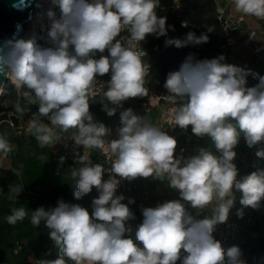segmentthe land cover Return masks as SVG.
<instances>
[{
  "label": "clouds",
  "instance_id": "obj_1",
  "mask_svg": "<svg viewBox=\"0 0 264 264\" xmlns=\"http://www.w3.org/2000/svg\"><path fill=\"white\" fill-rule=\"evenodd\" d=\"M233 4L239 13L264 19V0ZM23 6L25 0L16 5ZM58 7L59 14L49 10L42 24L43 44L15 36L0 42V77L13 85L18 97L14 109L20 117L28 111L21 99L38 105L28 127L41 148L61 140L57 129L76 130L71 140L83 153H76L81 166L71 170L74 197L79 200L93 188L99 195L91 213L63 199L55 207L31 211L30 223L38 227L43 222L62 254L36 264H67L65 258L73 264H247L239 246L225 249L214 232L227 222L237 192L243 207L258 209L264 201V169L238 178L234 163L241 136L249 148L264 145V76L254 74L258 83L247 86L251 70L224 63L223 55L204 60L189 55L179 70L168 73L164 88L177 104L175 125L209 138L216 152L201 147L188 158L177 157V140L131 108L120 113L118 138L106 141L109 129L93 121L90 104L99 102L113 116L122 102L148 94L146 52L132 42L167 36L166 17L156 11L160 0H58ZM125 30L128 39L121 36ZM208 40L207 34L197 37L189 32L184 40L166 39L165 45L181 48ZM106 74L107 81L98 79ZM9 103L4 101L5 106ZM93 148L111 155L109 169L92 164ZM13 150L10 140L0 135V154L7 157ZM255 155L264 159V146ZM105 171L110 173L107 180ZM149 177L167 181L179 199L141 207L143 219L135 232L140 247L126 235L132 231L127 222L136 219L129 207L135 200L124 203L125 197L116 193L121 180ZM22 191L19 186L10 188V198L18 199ZM237 214L242 217V209ZM28 215L23 206L14 207L6 220L15 225Z\"/></svg>",
  "mask_w": 264,
  "mask_h": 264
},
{
  "label": "trees",
  "instance_id": "obj_2",
  "mask_svg": "<svg viewBox=\"0 0 264 264\" xmlns=\"http://www.w3.org/2000/svg\"><path fill=\"white\" fill-rule=\"evenodd\" d=\"M49 10L59 14L58 1L50 6L47 13ZM218 10L219 6L214 3V0H178L177 10L173 8V0H160V7L156 11L158 16L166 17L167 36L157 38L155 35H149L143 42L148 50L155 46L158 48L157 51L150 53L148 62L147 79L148 86L152 90H166L164 83L168 73L179 70L189 55H192L195 60L215 57L226 38L217 20ZM47 13L43 22L34 25L31 40L37 44L44 43L41 39L45 35L42 31V24L47 22ZM181 23H187V27H181ZM209 27L213 28V31L209 32ZM189 32L197 37L207 34L209 40L207 43L189 44L181 48L165 45L166 39L184 40ZM107 54L105 51L103 55ZM99 55L98 53L97 58ZM98 79L107 81V74ZM6 91V94L0 96V135H5L10 140L14 145V150L7 157L4 156L9 161V167L0 168V264H36L37 260L52 261L58 258L59 249L50 239V230L44 226L43 222L38 227L30 223L31 211L41 206L46 209L55 207L57 201L63 199L69 204H79L91 213L92 201L98 198L99 193L93 188L83 198L76 199L74 197L76 185L71 177V170L81 166L78 160H68L54 146L41 148L32 132L28 135L15 133L14 128L20 124L21 120H29L31 114L38 110V105L29 104L27 100L21 99L22 106L28 111L20 117L14 109L18 97L13 85L6 86ZM100 98L96 96L97 101ZM5 100L11 103L5 106ZM90 114L94 122L103 123L109 130L117 122V111L115 115L108 116L99 102L90 104ZM43 122L49 123L46 119H43ZM75 131V129H70L66 134L70 135ZM61 157L64 158L63 161ZM91 161L93 165L97 164L96 155L92 151ZM104 179L106 180L105 176ZM16 186L22 187L23 191L18 199L14 200L10 198V195H14L10 193V188ZM123 202L127 203L128 199ZM21 206L28 211V217L23 221H18L15 225L8 224L6 217L11 214L12 208ZM142 206L136 201L129 205L136 219L127 222L132 231L126 233L140 247L142 245L135 240V232L143 219ZM206 214L211 215V212H206ZM259 217L260 222L254 228L258 232L255 241L249 238L250 230L253 228L243 224V217L239 216L236 217V223L241 228L239 235L244 238V244H239L236 240L231 245H222L225 249L233 245L239 246L243 253L242 258L247 261V264H253L252 256L255 257L257 264H264V214H260ZM65 259L67 264H70L69 260ZM177 264L181 262L178 261Z\"/></svg>",
  "mask_w": 264,
  "mask_h": 264
},
{
  "label": "built area",
  "instance_id": "obj_3",
  "mask_svg": "<svg viewBox=\"0 0 264 264\" xmlns=\"http://www.w3.org/2000/svg\"><path fill=\"white\" fill-rule=\"evenodd\" d=\"M214 3L219 6L217 20L220 23L223 32L226 34L225 41L219 47L218 53L214 58L221 55L224 56L227 51L232 50L239 45L249 49L252 56L259 61L261 65L260 68L243 66L241 62L233 56V54H229L227 58L229 60V64L251 70V74H249L246 78L247 86H254L258 83V78L254 74L264 76V19H258L251 16L260 26V29H254L248 25H243L245 23L244 18L241 16H235L232 12H230L228 5H221V0H214ZM173 8L174 10L178 9V0H173ZM180 25L181 27H185L184 23H181ZM121 36L128 39L130 34L125 30L121 33ZM143 42L137 44L133 41L132 43L138 50L142 47V49L146 52L144 62L145 64H148L150 53L157 51L158 48L155 46L151 50H148L144 47ZM147 76L145 78V87L148 89V94L144 97L129 98L128 100L122 102L123 106L117 109V122L111 127L109 130L110 134L105 137V140L111 141L118 138V129L122 127L120 122V113L127 109L129 103L133 101L135 103L133 109L135 114L145 117L154 126L160 127L177 140V148L175 152L177 157L182 156L184 158H188L195 155L197 150L201 147L208 148L209 150L216 152L215 147L209 138H198L191 133L190 127L187 130H184L175 125L174 111L177 104L172 101L166 90H152L148 86ZM107 77L110 79V74H107ZM96 96L101 97V93L97 92ZM151 115H153L152 119L150 118ZM14 130L17 135H28L31 133L28 127V120H21L20 124L14 128ZM59 134L61 136V140L55 143L54 148L68 160H76V153H83L82 147L78 149L74 145L71 140V135L66 133ZM262 146L264 145L249 148L243 137L240 138L238 145L234 149L237 153L234 163L238 169V178H242L245 175L250 174L252 171L256 170V168L264 169V159L257 158L255 155L257 148ZM95 151L97 164L104 166L105 170L109 169L113 159L111 155L106 149L96 148ZM89 155L91 156L90 149ZM109 175L110 173L105 171L104 176L106 180L109 178ZM138 179L139 178L132 181L121 180L116 194H122L125 197V200L133 198L138 204L147 206L149 205L152 196L158 193L155 189L143 188L138 182ZM163 182L165 188L170 191V193H173L176 199H179L178 191L171 189L168 186L167 181ZM240 195L241 194L239 192L236 193L235 206L230 210L227 222L220 224L214 232V237L221 241L223 246L231 245L233 242H236V240L239 244H244L245 242L244 238L239 235L241 228L236 223V217H239L237 211L240 209L243 211V224L253 228L250 230L249 238L252 241H255L258 237V232L256 229L254 230V228H256L257 224L260 222V214H264V201L261 202V206L258 209L243 207L239 203ZM211 207L212 206L205 209V213L211 212ZM60 255L62 254L60 253ZM251 260L253 264H257L254 256L251 257ZM69 262L70 264H73L72 261L69 260Z\"/></svg>",
  "mask_w": 264,
  "mask_h": 264
},
{
  "label": "water",
  "instance_id": "obj_4",
  "mask_svg": "<svg viewBox=\"0 0 264 264\" xmlns=\"http://www.w3.org/2000/svg\"><path fill=\"white\" fill-rule=\"evenodd\" d=\"M20 0H0V42L7 39L23 38L31 40L27 25L34 21L40 11H46L53 2L50 0H25L26 6L16 7ZM55 3V2H54ZM9 81L0 77V87L6 90Z\"/></svg>",
  "mask_w": 264,
  "mask_h": 264
},
{
  "label": "crops",
  "instance_id": "obj_5",
  "mask_svg": "<svg viewBox=\"0 0 264 264\" xmlns=\"http://www.w3.org/2000/svg\"><path fill=\"white\" fill-rule=\"evenodd\" d=\"M221 5H228V8L230 10V12H232L235 16H241L244 18L245 23L243 25H248L249 27H252L254 29H260L259 24L256 22V20L251 17L250 15H247V18L245 15H241L239 14V12H237L235 10V6L233 4V0H221ZM229 54H233V56H235L243 66H248V67H253V68H260L261 65L259 63V61L254 58L250 52L249 49L244 48L242 46H236L235 48H233L232 50L227 51L224 54L225 60L224 63H228L229 64V60L227 58V56ZM138 182L141 183V186L144 188H150V189H155L157 192L160 190L163 193H165V195H169V191L165 188V186L163 185V181L159 182L158 184L154 185L153 187H149L148 183H147V179L146 178H139Z\"/></svg>",
  "mask_w": 264,
  "mask_h": 264
},
{
  "label": "rangeland",
  "instance_id": "obj_6",
  "mask_svg": "<svg viewBox=\"0 0 264 264\" xmlns=\"http://www.w3.org/2000/svg\"><path fill=\"white\" fill-rule=\"evenodd\" d=\"M54 3H52L50 6H52ZM47 10L46 11H40L37 14H35L34 16V21L30 24L27 25V30L30 36L33 35V31H34V25L35 24H39L41 22H43L45 16H46ZM242 15V13H239ZM244 15V14H243ZM247 18V15H245ZM11 83L9 82L7 84L10 85ZM12 85V84H11ZM6 90L4 91V94H6ZM1 96V95H0ZM135 103L132 101L129 103V105L127 106L128 108L134 109ZM150 118H153V115L150 116ZM57 132L62 133L60 131L57 130ZM72 136V134H70ZM74 143V142H73ZM75 145V144H74ZM79 149V148H78ZM90 151H92L93 154L96 155V151L95 148L90 149ZM9 167V161L2 155L0 154V168H8ZM147 179V183L149 185V187H153L154 185L158 184L159 182H162L161 180L158 179H153L152 177L146 178ZM142 184V182L140 183ZM146 187V186H145ZM158 194H155L152 196V199L149 203V205H147L146 207H155L157 204L162 203L164 201H168V200H174L176 199L175 195L173 193H170L169 191V195H165V193H163L162 191H158ZM133 199V198H132Z\"/></svg>",
  "mask_w": 264,
  "mask_h": 264
},
{
  "label": "bare ground",
  "instance_id": "obj_7",
  "mask_svg": "<svg viewBox=\"0 0 264 264\" xmlns=\"http://www.w3.org/2000/svg\"><path fill=\"white\" fill-rule=\"evenodd\" d=\"M56 1H58V0H50V2H53V3L56 2ZM26 30H27V29H26ZM27 32H28V30H27ZM26 40H27V39H26Z\"/></svg>",
  "mask_w": 264,
  "mask_h": 264
}]
</instances>
